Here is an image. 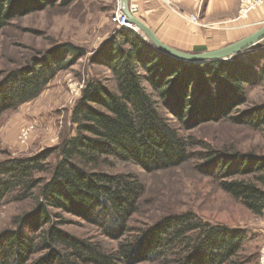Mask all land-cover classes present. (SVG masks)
<instances>
[{
	"label": "trees",
	"instance_id": "1",
	"mask_svg": "<svg viewBox=\"0 0 264 264\" xmlns=\"http://www.w3.org/2000/svg\"><path fill=\"white\" fill-rule=\"evenodd\" d=\"M75 1L0 0V30ZM84 56L83 49L63 43L10 70L0 81V116L38 97L59 71ZM96 57L110 73V86L84 83L70 133L51 149L0 163V205L9 196L33 201L0 234V264H256L255 256L243 254L246 231L192 211L130 230L144 187L137 175L111 169L130 164L152 174L195 161L197 174L214 178L224 193L263 216L264 158L204 147L186 134L205 124H263L264 104L239 110L250 89L264 83L263 42L232 59L190 64L159 52L140 32L117 30ZM64 215L120 241L118 247L108 252L69 234L62 229L69 223Z\"/></svg>",
	"mask_w": 264,
	"mask_h": 264
},
{
	"label": "rangeland",
	"instance_id": "2",
	"mask_svg": "<svg viewBox=\"0 0 264 264\" xmlns=\"http://www.w3.org/2000/svg\"><path fill=\"white\" fill-rule=\"evenodd\" d=\"M118 4L119 0H76L67 8L55 7L14 19L0 30V81L10 70L26 65L30 58L59 44L70 43L85 52L83 58L59 71L38 97L0 116V163L9 158L32 157L57 146L71 131V110L84 83L94 79L110 86V73L101 65L102 57L96 56L118 30L109 21ZM262 104L264 83L250 89L247 104L239 110ZM28 126L34 128L21 144L20 131ZM186 134L204 147L211 145L264 158V122L255 128L226 122L205 124ZM47 162L52 163L53 156ZM194 166L195 161H192L177 169L147 174L130 164H116L111 172L133 173L144 187L138 213L130 221V230L143 228L166 214L192 211L212 224L246 231L243 254L255 256L258 264L264 214L261 217L253 215L224 193L217 180L197 174ZM32 208V198L12 201L7 197L0 205V234L13 228L14 219ZM64 216L69 223L62 229L69 234L97 242L108 252L118 247L120 241L109 240L99 235L94 227Z\"/></svg>",
	"mask_w": 264,
	"mask_h": 264
},
{
	"label": "crops",
	"instance_id": "3",
	"mask_svg": "<svg viewBox=\"0 0 264 264\" xmlns=\"http://www.w3.org/2000/svg\"><path fill=\"white\" fill-rule=\"evenodd\" d=\"M239 0H128L129 10L147 25L158 39L182 52L215 50L232 44L264 24V8L237 21ZM197 16L198 24L180 17Z\"/></svg>",
	"mask_w": 264,
	"mask_h": 264
},
{
	"label": "water",
	"instance_id": "4",
	"mask_svg": "<svg viewBox=\"0 0 264 264\" xmlns=\"http://www.w3.org/2000/svg\"><path fill=\"white\" fill-rule=\"evenodd\" d=\"M118 7L126 14L128 22L132 24L137 32H140L155 49L171 58L190 64H201L211 61L232 59L261 43L264 39L263 24L262 27L258 28L248 36L222 48L203 52H182L162 43L147 25L132 15L129 10L128 0H119Z\"/></svg>",
	"mask_w": 264,
	"mask_h": 264
},
{
	"label": "built area",
	"instance_id": "5",
	"mask_svg": "<svg viewBox=\"0 0 264 264\" xmlns=\"http://www.w3.org/2000/svg\"><path fill=\"white\" fill-rule=\"evenodd\" d=\"M167 4H170L171 1L174 0H163ZM264 8V0H239L236 20L245 22L249 15L259 9ZM180 17L184 20H187L191 23L198 24L197 16H185L180 14ZM109 21L113 24L118 30H133L136 31V28L128 22L126 14L117 7L113 14L110 16ZM264 45V39H263ZM34 128V126L24 127L20 131L19 140L21 144H24L30 135V131ZM258 264H264V232H263V242L261 244L258 256Z\"/></svg>",
	"mask_w": 264,
	"mask_h": 264
}]
</instances>
